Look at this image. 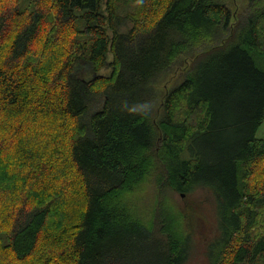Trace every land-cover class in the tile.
Segmentation results:
<instances>
[{"label":"trees","instance_id":"trees-1","mask_svg":"<svg viewBox=\"0 0 264 264\" xmlns=\"http://www.w3.org/2000/svg\"><path fill=\"white\" fill-rule=\"evenodd\" d=\"M250 1L238 16L224 0H0V156L18 145L20 164H0V264H183L197 215L163 188L196 185L218 210L213 264H264Z\"/></svg>","mask_w":264,"mask_h":264},{"label":"rangeland","instance_id":"rangeland-1","mask_svg":"<svg viewBox=\"0 0 264 264\" xmlns=\"http://www.w3.org/2000/svg\"><path fill=\"white\" fill-rule=\"evenodd\" d=\"M256 1V0H255ZM259 3L264 2V0H257ZM227 2L230 8H235L237 15H243L248 13L249 4L252 2L249 0H224ZM261 6V5H258ZM182 75V74H181ZM181 77V76H180ZM156 107V106H155ZM11 111V112H9ZM7 115V120L9 124L11 123V113L12 110H9ZM4 127V126H3ZM2 127V129H3ZM5 131V130H4ZM3 130L1 134L3 135ZM8 134V131H5ZM255 136L257 138L264 139V120L257 128ZM12 137V136H11ZM26 137V136H25ZM16 137H13L11 141H15ZM9 142V143H10ZM18 143V142H16ZM204 145V139L200 138L197 142V148L202 149ZM18 150V145L12 146L9 154L4 157H1L0 164L3 167H9V163H12V166L17 168L19 163L14 162L11 155H15ZM184 155L186 158L190 157V154L185 151ZM7 159V160H6ZM65 159V158H63ZM52 162V159L50 160ZM16 163V164H15ZM15 164V165H14ZM63 166L60 164V170ZM45 172L47 171V164H45ZM52 173H59L58 171L51 170ZM155 174V168L151 171L147 177L142 180V187L145 185L144 190L139 194L137 198V212H142L143 208L149 204L150 193L153 194L157 191L154 185V178L152 176ZM143 179V178H142ZM163 188V192H167L174 200L177 201L178 205L183 208V210L190 212V209L196 213L197 216L190 215L191 218H188V228L190 229V239L188 246L187 258L183 264H213V253L214 255L217 252L219 245L222 240V229L219 225L218 220V210L214 206L212 199L207 198V193L200 187L196 185L192 190L185 192L184 195H181L180 192H171ZM139 192V191H138ZM137 191L133 195L137 196ZM186 206L188 209L186 210ZM192 207V208H191ZM173 210V209H171ZM175 212V211H174ZM193 218V219H192Z\"/></svg>","mask_w":264,"mask_h":264}]
</instances>
